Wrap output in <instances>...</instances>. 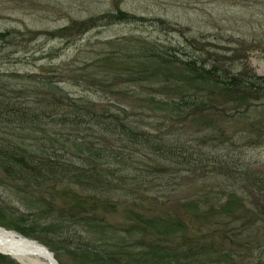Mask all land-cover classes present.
<instances>
[{"label":"trees","instance_id":"obj_1","mask_svg":"<svg viewBox=\"0 0 264 264\" xmlns=\"http://www.w3.org/2000/svg\"><path fill=\"white\" fill-rule=\"evenodd\" d=\"M135 19L140 17L120 10L99 19L91 18L89 28ZM159 21L162 23L163 20ZM13 35L11 30L0 31V41H3L0 48L5 42L9 43L11 36L14 45L24 42ZM135 41L140 61L138 67L130 66L128 69L135 73V81L142 90L147 91L146 101L153 106L154 114L157 113L164 125L163 131L159 127L156 131L147 129L145 125H152L145 116H149L147 112H129V106L118 98L96 101L69 94L62 97L55 91L63 82L59 76L45 83L50 88L47 93L37 92L46 103L30 106L29 93L20 86L24 74L16 67L6 68L7 72L3 73L0 67V167L10 182L25 194L22 186L47 184L50 189H55V185L64 183L63 190L49 191L50 200L62 197L60 204L48 207H59L57 211H62L57 217L59 220L53 217L55 211L42 209L31 225L21 226L17 222L15 229L31 237L39 236L38 232L55 234L59 238L58 243L67 249L73 247L72 252L83 258V264H95V261L101 264H215L214 259L208 257L217 244H206L202 232L181 241L179 251L171 254L167 247L171 236L182 233L187 225L179 218L182 216L179 211L165 199L168 196L165 193L167 185L157 184L156 176L160 178L167 172L173 176L182 169L191 172L194 167H204V172L199 174L203 196L184 202L182 208V212L188 208L187 216L195 214L206 220L204 227L218 226L220 230L214 231L226 233L240 217L242 226L247 227H253L259 220L264 221V202L259 197L250 199L246 193L247 185L264 189L261 173L223 159L220 160L221 166L218 162H203L195 154L205 152L189 149L187 142L176 144L178 141L173 136L176 123L172 122L177 121L176 118L189 117L212 119L214 114L229 120L234 113L240 118L249 117L250 110L256 107L258 97L255 95L264 92L261 84L264 78L251 72L247 64L241 73L232 74L216 63L207 66L195 58L185 59L174 46L159 48L156 43ZM96 72L101 73L100 68ZM105 72L113 82L122 77V69L117 66ZM100 81L105 83L106 79ZM59 90L63 93L62 89ZM167 90L172 91L169 93ZM155 93H164V97L155 99ZM66 98L68 101L63 102ZM41 120L38 130L32 124ZM209 139L217 141L220 136L214 135ZM206 142L203 139L200 144ZM144 158L157 162L152 167H145L142 165ZM184 166L185 169L182 168ZM218 180L222 189H216ZM114 190L139 202L140 208L157 193L165 204L160 212L130 209L135 218H127L120 227L116 224L113 235L108 232L109 225L102 211L107 198L108 207L117 210L113 198L107 196ZM25 198L24 195L22 201L28 210L37 207ZM0 211L4 216L5 210ZM43 218H48V221L41 223L38 220ZM209 233L212 231L205 234ZM145 241H149V245L141 244ZM140 245L146 250H132V247ZM227 252L228 257L234 258L231 251ZM217 261L220 262L219 259ZM0 264L19 263L0 253Z\"/></svg>","mask_w":264,"mask_h":264},{"label":"rangeland","instance_id":"obj_2","mask_svg":"<svg viewBox=\"0 0 264 264\" xmlns=\"http://www.w3.org/2000/svg\"><path fill=\"white\" fill-rule=\"evenodd\" d=\"M120 10L135 14L140 19L89 28L91 18L99 19L102 15ZM159 19L163 20L162 23ZM7 30L13 31L15 39L24 42H20L21 46L19 42L14 45L12 36L9 37V43L5 42L3 48H0V67L3 73L6 68L16 67L24 74L20 86L29 93L30 106L46 103L37 92L47 93L50 88L45 83L59 76L63 79L59 87L63 93L59 88L55 91L62 97L69 94L96 101L118 98L129 106V112H147L149 116H145L152 125L145 126L150 131H156L158 127L163 131L164 125L156 116L157 113L154 114L153 106L146 101L147 91L142 90L135 81V73L128 69L139 65L136 39L148 44L156 43L159 48L174 46L175 50L183 53L185 59L195 58L207 66L216 63L232 74L241 73L247 64L251 72L264 78V71L260 72V66L263 65L261 54H264V0H0V31ZM108 56L117 58L109 59ZM115 66L122 69V77L118 82H113L105 72ZM99 68L101 73L96 72ZM102 78L106 79L105 83L100 81ZM261 84L264 88V79ZM167 91L170 93L172 90ZM154 96L155 99L162 98L164 93H155ZM255 96L258 97L255 100L256 107L250 110L249 117L240 118L234 113L230 120L221 119L220 114H211L214 118L206 120L199 117L176 118L177 121H172L176 123L173 134L178 141L176 144L187 142L189 149L205 152L195 154L203 162H218L220 165L223 159L233 165L258 170L264 177V92ZM67 101L66 98L63 102ZM41 122L35 121L32 125L40 130ZM38 134L44 135L42 132ZM214 135H219L220 139L211 142L209 137ZM203 139L207 142L201 145ZM32 143L35 141L32 140ZM47 143L50 145L49 141ZM155 162L151 158H144L142 165L152 167ZM203 172L204 167H194L191 172L182 169L173 176H170V172L160 178L156 176L157 184L167 185L165 193L168 196L165 199L179 211L182 215L179 218L187 225L182 233L171 236L167 245L171 254L179 251L181 241L194 238L197 232H202L206 244H217L208 257L214 259L215 264H264L263 220H259L253 227H247L242 226L240 217L231 225L229 232L223 233L214 231L220 230L218 226L204 227L206 220L195 214L187 216L185 213L188 208L182 212L184 202L203 196L202 180L199 178ZM215 183H218L216 189H222L219 180ZM18 184L24 185L22 182ZM63 185L59 183L55 189H50L47 184L22 186L25 194L10 182L0 167V209L6 212L2 216L0 211V226L21 233L15 229L16 223L28 227L40 216L42 209L55 211L52 214L57 218L62 213L57 211L59 207H48L60 204L62 197L50 200L49 191L63 190ZM246 193L250 199L259 197L264 202V189L247 185ZM24 195L25 199L37 207L28 210L22 201ZM107 196L113 198L117 206V210L108 207L110 203L107 198L105 210L102 211L109 225L108 232L113 235L116 224L120 227L127 218H135L130 209H137L135 212L148 209L160 212L165 204L159 193L150 201H145L142 208L138 207L139 202L116 190ZM38 220L45 223L48 218ZM207 231L212 233L205 234ZM133 233L138 234L136 230ZM38 234L37 237L25 236L50 247L60 264H83V258L76 257L72 252L73 247L67 249L58 243L59 238L55 234ZM84 235L87 236L86 233ZM141 244L147 246L149 241ZM142 245L132 247V250L145 251ZM226 250L231 251L234 258L228 257ZM94 263L101 264L100 261Z\"/></svg>","mask_w":264,"mask_h":264},{"label":"bare ground","instance_id":"obj_3","mask_svg":"<svg viewBox=\"0 0 264 264\" xmlns=\"http://www.w3.org/2000/svg\"><path fill=\"white\" fill-rule=\"evenodd\" d=\"M262 64L260 72L264 71V62ZM16 249L21 250V252L16 251ZM0 250H7L21 264H54L50 252L54 251L48 249L46 244L3 226H0Z\"/></svg>","mask_w":264,"mask_h":264},{"label":"water","instance_id":"obj_4","mask_svg":"<svg viewBox=\"0 0 264 264\" xmlns=\"http://www.w3.org/2000/svg\"><path fill=\"white\" fill-rule=\"evenodd\" d=\"M261 59L263 60L264 62V54H261ZM39 241V240H38ZM47 246V245H46ZM48 249H50L48 246H47ZM16 251L18 252H21V250H17ZM1 253H4V254H9L11 255L13 258L17 259L15 256H13L10 252H8L7 250L6 251H3V250H0ZM51 252V256H52V261L54 262V264H60L58 259L55 257V253L50 251ZM18 260V259H17ZM19 261V260H18ZM20 262V261H19Z\"/></svg>","mask_w":264,"mask_h":264}]
</instances>
